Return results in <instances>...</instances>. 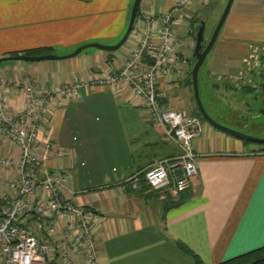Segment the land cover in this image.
Wrapping results in <instances>:
<instances>
[{
	"label": "crops",
	"instance_id": "obj_1",
	"mask_svg": "<svg viewBox=\"0 0 264 264\" xmlns=\"http://www.w3.org/2000/svg\"><path fill=\"white\" fill-rule=\"evenodd\" d=\"M172 3L141 0L139 12L156 14ZM128 7V0H0V58L30 51L42 55V49L48 51L45 54L66 55L85 42L112 45L122 33ZM191 7L176 24L186 41L183 51L188 65L184 79L169 89L164 101L174 109H181L190 93L188 75L197 26L192 24L197 17L189 12ZM52 48L56 51H49ZM93 48L57 60L1 61L0 77L11 85L25 76L47 87L76 79L87 83L76 97L54 99L37 140L48 143V166L65 174L66 185L75 192L73 201L97 212L99 262L194 264L192 254L179 247L181 242L203 264H217L263 246L262 148L247 146L212 125L208 139L201 133L192 141L198 172L189 187L191 198L164 212L166 196L175 198L177 192H172V185L153 190L143 172L159 159L175 160L179 148L165 137L162 124L147 117L137 99L127 101L112 88L90 87V79L101 70H117L126 52L124 45L114 51ZM226 65L210 57L209 72L223 73ZM6 101L11 112L26 105L25 94L13 85ZM16 151L0 134V157ZM169 177L173 181L172 174Z\"/></svg>",
	"mask_w": 264,
	"mask_h": 264
},
{
	"label": "built area",
	"instance_id": "obj_2",
	"mask_svg": "<svg viewBox=\"0 0 264 264\" xmlns=\"http://www.w3.org/2000/svg\"><path fill=\"white\" fill-rule=\"evenodd\" d=\"M204 2L173 0L156 14L139 12L123 43L121 66L103 69L90 79V87L112 88L127 101L137 99L147 117L162 124L165 137L179 148L175 160L159 159L143 172L156 191L170 185L173 193L187 189L198 172L192 141L202 133L201 120L164 101L169 89L184 79L188 65L186 41L176 24L193 3ZM86 84L76 79L47 87L25 76L12 85L25 94L26 105L11 112L6 93L12 85L0 77V134L18 150L0 157V264H101L94 230L97 212L73 201L75 192L66 185L65 174L48 166V143L37 140L54 99L76 97ZM68 164L73 167L72 160Z\"/></svg>",
	"mask_w": 264,
	"mask_h": 264
},
{
	"label": "rangeland",
	"instance_id": "obj_3",
	"mask_svg": "<svg viewBox=\"0 0 264 264\" xmlns=\"http://www.w3.org/2000/svg\"><path fill=\"white\" fill-rule=\"evenodd\" d=\"M226 2L227 0H205L204 3L194 5L189 10L199 21L205 22L204 44L209 40ZM132 3L133 0H128V14L122 33L113 44L117 43L126 31ZM195 33L196 30L194 37ZM193 41L195 42L194 38ZM88 49L94 48L88 47L83 50ZM49 51L56 50L52 48ZM210 57H213V61L218 58L220 63L229 64L226 65L228 69H224L223 73L216 70L213 71V75L210 74ZM263 65L264 0H234L213 47L198 71L199 98L207 115L227 128L249 136L264 138V96L259 88ZM189 86L190 93L181 109L189 113L197 112L192 84ZM246 87L252 90L245 91ZM198 117L202 121V136L208 139V129L213 126L201 114ZM247 144L250 147L256 145L264 148V143L247 142Z\"/></svg>",
	"mask_w": 264,
	"mask_h": 264
},
{
	"label": "water",
	"instance_id": "obj_4",
	"mask_svg": "<svg viewBox=\"0 0 264 264\" xmlns=\"http://www.w3.org/2000/svg\"><path fill=\"white\" fill-rule=\"evenodd\" d=\"M233 1L234 0H227L226 5L222 11V14L220 15V18L218 19V22L216 23V25L212 31V34H211V36H210V38L206 44H204L205 22L202 20L199 21V24L197 26V30L195 33V37H194L195 42H194V47H193V51H192V58L194 59V63L192 65L191 71H190L193 97H194L196 105H197L199 111L201 112L202 116L204 118H206L212 125L222 129L225 132H228L230 134L238 136L240 138L249 139V140L256 142V143H264V138H257V137L249 136V135H246V134L241 133L239 131H235L233 129L227 128V127L220 125V124L216 123L215 121H213L207 115L205 110L203 109V106H202V104L200 102V98H199L198 71H199L201 65L203 64L207 54L209 53V51L213 47V45L217 39V36L219 34V31H220L229 11L231 9ZM140 2H141V0H133V3L131 5V9H130V13H129V21H128L126 31H125L124 35L120 38V40L115 44L105 45V44H101V43H97V42H90V43H85L83 45H80L79 47L74 49V51H72L71 53L66 54V55H55L52 53H46V54H42V55H25V54L10 55V56L0 58V62L5 61V60L41 61V60L64 59V58L76 56L83 49L88 48V47H95V48L105 50V51H114V50L118 49L119 47H121L123 45V43L127 40L129 33H130V30L133 26V23L136 19L137 14H138Z\"/></svg>",
	"mask_w": 264,
	"mask_h": 264
},
{
	"label": "trees",
	"instance_id": "obj_5",
	"mask_svg": "<svg viewBox=\"0 0 264 264\" xmlns=\"http://www.w3.org/2000/svg\"><path fill=\"white\" fill-rule=\"evenodd\" d=\"M138 13H139V11H138ZM195 23L196 24L199 23V19L196 18L194 23L192 22L193 25ZM195 30H197V27H194V32H195ZM40 51H42V53L44 52V54H45V52H48L45 49H42ZM25 53H26V55H35V54H37L36 51H33V52L30 51V52H25ZM190 61H191L190 65L192 67L194 59H191ZM188 79H189L188 84L189 85L192 84L190 82V79H191L190 72H189V75H188ZM244 90L245 91H250V90H252V88L246 87V88H244ZM194 114L199 116L201 114V112L198 109V111L194 112ZM236 137L240 138L238 136H236ZM240 139H242L244 143L253 142V141H251L249 139H245V138H240ZM260 151H264V148L260 149ZM146 185L149 186L147 183H146ZM191 196H192V191L189 188L177 192V195H176L175 198H173L170 195H167L166 198H165L166 199V203H165V207H164V212H166L170 208L178 207V206L184 204L187 200H189L191 198ZM178 245H179V247L181 249H183V250L187 251L188 253L192 254L193 259H194V264H203L201 259L195 253H193V251H191L185 244H183L181 242H178ZM217 264H264V245L260 246L258 248L252 249L250 251L241 253V254H239L237 256L225 259V260H223V261H221V262H219Z\"/></svg>",
	"mask_w": 264,
	"mask_h": 264
},
{
	"label": "flooded vegetation",
	"instance_id": "obj_6",
	"mask_svg": "<svg viewBox=\"0 0 264 264\" xmlns=\"http://www.w3.org/2000/svg\"><path fill=\"white\" fill-rule=\"evenodd\" d=\"M264 67V65H263ZM259 88L261 90V94L264 96V70L262 71V77H261V81L259 84Z\"/></svg>",
	"mask_w": 264,
	"mask_h": 264
}]
</instances>
